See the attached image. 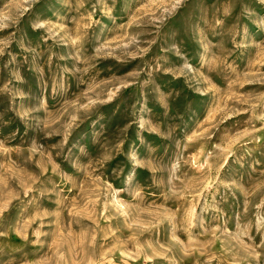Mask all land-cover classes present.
Here are the masks:
<instances>
[{
    "label": "rangeland",
    "instance_id": "374dc122",
    "mask_svg": "<svg viewBox=\"0 0 264 264\" xmlns=\"http://www.w3.org/2000/svg\"><path fill=\"white\" fill-rule=\"evenodd\" d=\"M0 264H264V0H0Z\"/></svg>",
    "mask_w": 264,
    "mask_h": 264
}]
</instances>
